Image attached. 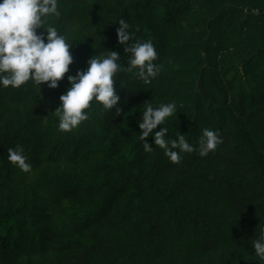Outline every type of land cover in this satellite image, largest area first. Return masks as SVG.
Returning a JSON list of instances; mask_svg holds the SVG:
<instances>
[{"label":"trees","instance_id":"16d2710c","mask_svg":"<svg viewBox=\"0 0 264 264\" xmlns=\"http://www.w3.org/2000/svg\"><path fill=\"white\" fill-rule=\"evenodd\" d=\"M59 5L55 26L74 44L58 88L0 89V264H259L251 243L264 230V0ZM120 19L153 42L160 75L145 85L118 72L112 113L92 109L59 132L67 77L104 51L126 64ZM148 102L176 104L170 136L196 145L209 128L223 143L179 164L151 136L145 152L138 121ZM16 147L30 172L8 161Z\"/></svg>","mask_w":264,"mask_h":264},{"label":"clouds","instance_id":"9594fccd","mask_svg":"<svg viewBox=\"0 0 264 264\" xmlns=\"http://www.w3.org/2000/svg\"><path fill=\"white\" fill-rule=\"evenodd\" d=\"M60 15L59 0H0V89L16 90L29 84L38 92L42 84H47L50 89L58 88L73 63L70 48L74 44L55 26V18ZM117 24L116 35L127 54L126 64L121 63V56L116 51H104L87 61L86 70L67 77L68 87L60 95V105L54 112L59 132L77 129L90 119L92 109L101 114L112 113L120 102L115 87L118 72L132 73L145 85L160 75L161 65L156 63L158 53L153 42L137 40L124 19ZM40 28L46 35L38 34ZM144 106L142 119L138 121V136L147 153L154 150L146 140L150 136L155 147L158 146L174 164H179L184 154L207 157L223 143L219 133L209 128L202 130L196 145L190 144L178 131L174 137L170 136L164 125L176 114L174 102L156 107L148 102ZM115 115H120L119 108ZM158 126L163 127L154 131ZM7 159L22 172L31 171L23 148L8 149ZM251 247L254 250L252 256L259 264H264V230L252 239Z\"/></svg>","mask_w":264,"mask_h":264},{"label":"rangeland","instance_id":"374dc122","mask_svg":"<svg viewBox=\"0 0 264 264\" xmlns=\"http://www.w3.org/2000/svg\"><path fill=\"white\" fill-rule=\"evenodd\" d=\"M45 111L46 112H49V107H45Z\"/></svg>","mask_w":264,"mask_h":264}]
</instances>
